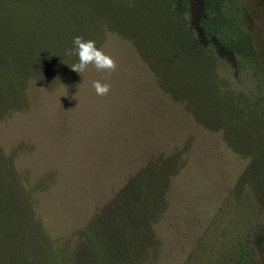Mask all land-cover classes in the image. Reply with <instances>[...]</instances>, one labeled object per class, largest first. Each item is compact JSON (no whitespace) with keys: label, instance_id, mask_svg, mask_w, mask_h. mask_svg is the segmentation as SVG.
<instances>
[{"label":"rangeland","instance_id":"rangeland-1","mask_svg":"<svg viewBox=\"0 0 264 264\" xmlns=\"http://www.w3.org/2000/svg\"><path fill=\"white\" fill-rule=\"evenodd\" d=\"M195 2L185 21L194 19L196 24L200 12ZM232 9L238 12L244 54L238 62V57L223 50L214 52L211 83L204 91L207 94L209 90L212 98L208 106H203V98L196 99L191 104L195 113L186 101L177 102L162 90L131 38L105 30L96 45L114 60V68L97 69L89 64L81 73L74 70L65 74L64 81L59 80L61 76L43 84L30 80L28 109L24 106L0 121L3 147L16 146L22 139L31 142L35 155L24 151L16 157L33 169L44 165L46 147V162L53 161L49 169L69 176L66 189L69 185L82 190L89 205L97 198L108 202L134 172L125 171L128 164L123 163L124 157L139 152L143 157L179 155L180 162L175 161L161 179L162 201L155 200L152 214L146 213L149 218L144 223L147 234L143 244L131 247L136 254H113L114 262L143 264L144 257L145 264H229L228 246L235 227L241 229L245 221L257 220L261 222L260 233L255 235L252 229L249 240L258 264H264V193H260L264 190V109L252 116L249 112L264 98V0H233ZM93 81L108 84V91L97 95ZM114 131L119 140L114 148L107 145L102 151L87 152L94 157L92 163L82 160L84 146L80 151L79 147L85 140L90 137L106 142ZM130 131L144 146L126 140L131 146L124 148L120 139L129 138ZM252 131L258 133L256 142ZM229 134L235 138L231 145ZM70 146L76 147L75 154L69 151ZM92 146L89 143L88 149ZM255 149L258 155L253 154ZM68 153L81 159L78 171L82 174H73L78 161L68 162ZM253 156H258L257 162H251ZM250 166L254 169L248 170ZM246 171L251 175L258 172L255 198L247 190L250 183L239 184ZM128 247L130 244L122 245L124 250Z\"/></svg>","mask_w":264,"mask_h":264},{"label":"trees","instance_id":"trees-1","mask_svg":"<svg viewBox=\"0 0 264 264\" xmlns=\"http://www.w3.org/2000/svg\"><path fill=\"white\" fill-rule=\"evenodd\" d=\"M192 1L0 0V121L24 106V110L28 109L30 80L43 84L61 76L59 80L64 81V75L74 71L71 66L77 63V57L69 54L74 36L97 44L105 30L131 38L162 90L177 102L186 101L193 113L191 104L196 99L203 98V106H208L212 94L204 91L211 83L214 52L223 50L238 57L239 62L245 46L238 12L232 9L233 0H196L200 12L196 24L194 19L185 21ZM258 109H264V98L250 107V116ZM132 131L129 135L134 138L120 139L124 148L131 146L126 140L144 146ZM115 133L111 132L106 142L90 137L85 140L79 147L80 151L84 146L82 160L92 163L94 157L87 152L102 151L107 145L114 148L119 141ZM257 134L251 132L254 142ZM234 139L227 135L229 145ZM89 143L94 144L91 150ZM75 148L70 146L69 151L75 154ZM32 149V143L24 139L8 147L0 141V264H120L112 255L136 254L131 251L133 246L143 244L147 234L146 213L152 214L155 200L162 201L161 179L175 161L180 162L175 152L144 157L139 152L124 157L123 163L128 164L125 171L134 172L128 174L108 202L97 198L89 205L82 190L69 185L66 189L69 176L49 169L53 161L46 162V147L43 166L33 169L17 159V152L35 155ZM72 154L68 153V162L76 160ZM253 154L258 155L257 149ZM257 157L253 156L251 162H257ZM80 160L77 158L73 174H82L78 171L79 162L83 163ZM253 169L250 166L248 170ZM248 175L251 174L246 171L239 184L250 183L251 189H246L255 198L259 187L254 178L259 180V175L255 171L246 179ZM260 193H264L263 188ZM247 221L241 225L243 228L234 229L235 236L228 246L229 264H258L249 236L252 229L255 235L260 233L261 222ZM125 243L130 244L127 250L122 248ZM142 263L145 264L144 257Z\"/></svg>","mask_w":264,"mask_h":264},{"label":"clouds","instance_id":"clouds-1","mask_svg":"<svg viewBox=\"0 0 264 264\" xmlns=\"http://www.w3.org/2000/svg\"><path fill=\"white\" fill-rule=\"evenodd\" d=\"M69 54L77 57V63H74L71 68L78 73L83 72L89 64L94 65L97 69L115 67L114 60L98 48L92 39L74 36ZM92 84L97 95H103L108 91L109 85L106 83L101 84L99 81H93Z\"/></svg>","mask_w":264,"mask_h":264}]
</instances>
